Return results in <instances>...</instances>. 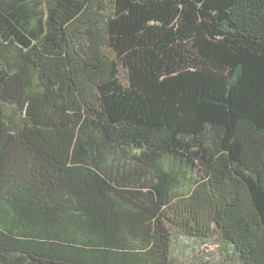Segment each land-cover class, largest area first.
<instances>
[{"label":"trees","instance_id":"1","mask_svg":"<svg viewBox=\"0 0 264 264\" xmlns=\"http://www.w3.org/2000/svg\"><path fill=\"white\" fill-rule=\"evenodd\" d=\"M177 236L264 264V0H0V264Z\"/></svg>","mask_w":264,"mask_h":264},{"label":"rangeland","instance_id":"2","mask_svg":"<svg viewBox=\"0 0 264 264\" xmlns=\"http://www.w3.org/2000/svg\"><path fill=\"white\" fill-rule=\"evenodd\" d=\"M215 241L194 240L185 237L177 236L172 257V264H195L197 258H202L204 261L220 263L224 259V255L215 246Z\"/></svg>","mask_w":264,"mask_h":264}]
</instances>
